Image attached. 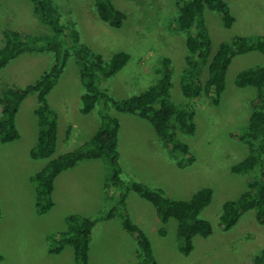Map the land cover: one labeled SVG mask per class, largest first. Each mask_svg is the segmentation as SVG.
<instances>
[{
  "label": "rangeland",
  "instance_id": "374dc122",
  "mask_svg": "<svg viewBox=\"0 0 264 264\" xmlns=\"http://www.w3.org/2000/svg\"><path fill=\"white\" fill-rule=\"evenodd\" d=\"M54 1L59 9L60 24L73 23L81 42L100 53L105 61L119 51L129 54L122 69L101 80V88L112 97L127 98L145 90L157 80L156 69L163 57L168 56L172 69L170 100L178 106L190 105L195 110L194 133L176 130L177 138L190 146L194 156L187 166H179L177 161L178 156L180 160H187L188 155H180L165 146L148 120L110 110L121 127L119 152L124 179L143 180L149 186L163 188L173 199H188L205 186L213 191L211 202L199 214L210 221L213 233L207 237L195 236L194 249L189 255L178 248L177 220L171 218L165 224V235H160L162 225L155 218L153 205L134 190L127 193L126 211L150 239L157 264H252L253 256L264 248V224L257 222L255 209L242 213L229 230L220 225V214L223 203L239 197L249 179L258 175L264 178V166L239 173L231 170L233 164L250 153L249 144L236 135L247 126L256 92L252 86H237L235 77L243 69L263 65L264 54L252 51L232 58L218 104H213L206 96L186 98L181 89L187 53L186 32L178 28L176 0H112L126 15L118 28L100 19L94 0ZM226 1L235 18L230 27L224 25L219 13L204 10L213 51L221 41L236 35L264 34V0ZM4 28L17 29L26 35H53L52 28L35 13L31 0H0V45ZM63 41L70 45L71 39L63 38ZM53 58L46 50L24 51L0 69V93L8 86L20 87L33 82L49 68ZM53 89L48 97L60 111L55 156L79 146L81 138L88 140L90 132L98 129L101 103H97L90 114L80 111V94L84 87L72 52ZM36 105V95H28L16 114L19 139L0 141V264H75L71 245L66 244L60 252L50 251L51 236L67 229L68 205L61 201L66 200L68 193L46 212L40 213L35 205V183L31 177L46 163V159L30 155L38 133ZM93 122L97 123L96 129ZM69 126V140L75 137L73 144H70L72 140L65 143L63 140ZM85 187L86 191L90 190L93 184L86 182ZM117 193L105 184V194L112 201L95 215L114 205ZM119 219L117 215L96 222L91 235L89 264H138L136 236L124 230L121 223L118 224Z\"/></svg>",
  "mask_w": 264,
  "mask_h": 264
},
{
  "label": "trees",
  "instance_id": "16d2710c",
  "mask_svg": "<svg viewBox=\"0 0 264 264\" xmlns=\"http://www.w3.org/2000/svg\"><path fill=\"white\" fill-rule=\"evenodd\" d=\"M34 11L42 22L48 24L53 35L43 37L26 35L12 28L1 31L3 43L0 45V69L26 50L40 49L53 54V62L33 82L24 86H8L0 93V141L10 142L20 137L16 125V114L22 101L35 94L37 105L34 113L37 117L38 133L30 155L35 159H46L45 165L36 171L31 179L35 183V205L42 213L53 205L52 191L54 180L61 171L75 166L84 159L100 160L106 164V187H113L117 199L104 213L94 216L68 214L67 229L52 235L51 252H60L66 244L72 246L75 264H89V250L93 227L102 218L119 216L121 226L136 236L138 264H157L152 244L146 233L134 223L125 208V200L130 190L136 191L149 201L156 217L161 222L159 234L165 235V224L174 218L177 220L176 235L181 253L189 255L194 249L195 236L207 237L213 233L209 220L199 216L213 196L210 187H201L188 199H173L166 195L163 188L149 186L137 179L122 177V165L118 151L120 123L111 109L137 115L148 120L163 144L178 154H187V160L177 164L187 166L194 160L190 146L180 141L176 130L187 134L195 131L192 106H178L170 100L172 86L171 59L163 57L156 69L157 80L138 94L116 99L101 88V80L112 77L129 60V54L119 51L105 61L102 55L81 42L79 32L70 25L60 24V13L54 0H31ZM178 7L177 24L186 32L187 53L181 74V89L186 98L206 96L213 104H218L226 86V73L234 56L252 51L264 54V34L236 35L221 41L213 51L211 38L205 24V8L220 14L226 27H230L235 18L226 0H176ZM96 12L101 20L112 28H118L125 19V13L113 5L112 0H94ZM64 39H71L70 45ZM71 52L79 66V75L84 87L80 111L91 113L97 103H101L100 125L95 133L79 146L66 149L53 156L57 145L58 113L51 107L48 94L63 72ZM203 72L206 76L203 77ZM239 87L252 86L256 92L251 101V112L245 129L236 136L249 144L250 153L231 166L233 172H247L264 166V64L239 71L235 77ZM64 140L71 135L69 126ZM255 209L258 223L264 224V178L258 175L249 179L246 189L235 199L226 200L222 205L220 225L229 230L239 220L242 213ZM1 217V209H0ZM1 259V255H0ZM252 264H264V248L252 258Z\"/></svg>",
  "mask_w": 264,
  "mask_h": 264
},
{
  "label": "crops",
  "instance_id": "0c3cea01",
  "mask_svg": "<svg viewBox=\"0 0 264 264\" xmlns=\"http://www.w3.org/2000/svg\"><path fill=\"white\" fill-rule=\"evenodd\" d=\"M53 91L54 89L51 90V92ZM48 100L50 103L49 97H48ZM50 105L52 108H54L57 111L58 118H59L60 111L57 110L51 103ZM120 113H123V112H120ZM136 118L145 120L144 118H141L139 116H137ZM93 124L94 126L96 125L95 126V129H96L97 123L93 122ZM71 127H74V124H72ZM120 130H121V127L119 129L118 151H119V146H120ZM95 131L96 130H93V132H90L91 134H89L90 135L89 137H91L95 133ZM36 139H37V136H36ZM70 140H72L70 144H73L75 137L73 136V138H71ZM85 141L86 140L84 138H81L79 145ZM65 142L66 141L64 140V143ZM120 161H121V155H120ZM121 165H122V161H121ZM106 176H107V172H106V167L104 163L100 160H95V159L81 160L75 166L61 171V173H59V175H57L54 180V187L52 191V198L54 201L53 207L56 206L57 199L65 197L66 196L65 193L67 192L68 197L66 198V200L61 201V202H64L66 205H68L69 214H80L84 216H90V215H95L97 213H100L101 211L109 207L112 201L111 199H110L111 201H109V198L105 194ZM86 182H91L93 184V188L86 191V187H85ZM155 218L156 220H158V222H160L157 217ZM120 223L121 221H118L119 225ZM135 223L138 224L137 222ZM96 225L97 224H95V226ZM90 253H91V242H90L89 257H90Z\"/></svg>",
  "mask_w": 264,
  "mask_h": 264
}]
</instances>
